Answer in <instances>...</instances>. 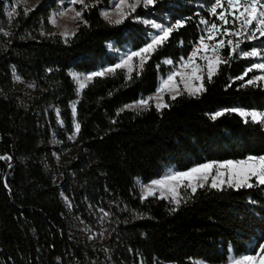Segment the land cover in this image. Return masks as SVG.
I'll return each mask as SVG.
<instances>
[{
  "label": "trees",
  "instance_id": "trees-1",
  "mask_svg": "<svg viewBox=\"0 0 264 264\" xmlns=\"http://www.w3.org/2000/svg\"><path fill=\"white\" fill-rule=\"evenodd\" d=\"M211 2L155 0L116 23L102 14L110 0H86L87 8L76 4L82 11L76 31L64 38L52 33L56 0H41L28 11L19 6L12 19L0 0V264H217L255 254L264 244V184L255 179L251 188L183 189L178 202L143 197L137 182H148L163 166L187 170L264 155V123L231 111H264V85L248 83L252 73H244L253 62L240 55L264 46V37L241 41L230 59L229 47H222L227 63L211 80L204 73L199 93L167 97V107L124 108L156 91L171 70L166 59L192 53L204 33L200 20L213 19ZM145 18L173 30L140 68L95 76L79 97L70 70L116 64L110 42L144 47L153 32ZM178 20L183 24L175 28ZM15 75L34 82L35 94L19 98ZM76 99L80 128L71 141ZM216 112L223 114L213 119ZM54 132L64 147L76 148L61 184L52 171ZM64 196L77 219L105 228L96 246L74 225Z\"/></svg>",
  "mask_w": 264,
  "mask_h": 264
},
{
  "label": "snow or ice",
  "instance_id": "snow-or-ice-1",
  "mask_svg": "<svg viewBox=\"0 0 264 264\" xmlns=\"http://www.w3.org/2000/svg\"><path fill=\"white\" fill-rule=\"evenodd\" d=\"M155 0H144L145 5L153 4ZM70 3L75 5L79 3L84 8H87L89 5L85 4V0H70ZM140 3V0H136L135 4L127 5L132 11L135 10L137 4ZM121 8L126 5V0H119ZM220 9L218 12L217 10ZM211 16L216 17L220 23L209 22L208 20L201 19L200 23L205 25L206 36H201L195 47V50L189 56L184 67L191 66V71L186 75L184 73L173 72L169 75L167 81H165L164 86H162L159 91L163 92L165 87H169L171 91L176 92V85L171 84L173 77L180 75L181 79L185 83V90L188 91L189 95H195L203 90V84L201 83L198 87L192 88L189 86V81L196 80L202 81L203 76L200 73L203 71L201 66L195 62L197 53L204 49L206 51L210 50L212 55H202L201 58L206 62V70L208 79L211 80L212 76L218 70V67L221 63H227V60L222 58L219 55V49L224 46L229 47L228 59L231 58L233 54L236 53L237 48L241 43L239 37L243 36L245 39H256V34L259 33V36L264 37V0H212L210 7L208 9ZM63 14V13H61ZM107 16V14H105ZM121 17L124 16V13L121 11ZM82 16V11H75V16L73 18H78ZM121 20H116V23H120ZM53 23L55 21L53 20ZM183 24L182 21H176L175 28L181 27ZM231 25V28L227 27ZM157 28H160L162 35H157L153 38L152 42L147 44L145 47L141 48L138 52H131L127 59L115 65L116 68L123 67L132 59V57H140L141 63L147 58L146 54L154 45L162 43L168 35L173 30V26L164 28L160 25H154ZM235 29V30H233ZM217 36H226L231 37L232 39L227 40L225 44L224 39L216 40ZM216 41L213 44L205 43V40ZM240 55L244 57L259 56L260 52L253 48L251 51H241ZM171 63V61H168ZM253 68L264 71V62L255 63L250 68H248L244 75L246 76L249 71H252ZM107 71H114V68H109ZM75 75V74H74ZM102 75V73H93L92 76ZM87 79H91V76H88ZM237 79H243V76L238 77ZM264 80V76H255L248 81V83H256L258 81ZM148 99H152L151 97ZM158 103L157 108H160L162 105L159 102L161 99L157 97ZM172 99H175V94L172 95ZM147 100L141 99L137 102L136 105H130L128 107H139L140 105H147ZM167 107L166 104L163 105ZM228 111V110H225ZM231 111L239 112L242 117L247 118L251 117L254 122H264V114L258 112H245L240 109H231ZM223 112H216L212 118L215 119L217 116L222 115ZM247 122V119L246 121ZM76 131H79V124L75 126ZM4 157H0L3 159ZM213 169H215V175H213ZM227 175L228 180L225 181L223 177ZM211 177L210 186L213 188H220L223 184L227 183L229 187L239 189L241 187L251 188L253 185L250 182L253 178L259 183L264 184V156L253 157L249 156L244 160L238 161H223V162H208L201 165H197L187 171L180 172L177 171L172 175L167 176L163 180H153L152 185L156 186H165L169 187V190L176 192V189L181 186V182L187 181L186 187L191 188L192 192L196 191L197 187H203L205 183L209 182ZM170 181H176V184H169ZM107 214V213H106ZM232 264H264V244L258 246V249L254 255H244L238 259L233 260Z\"/></svg>",
  "mask_w": 264,
  "mask_h": 264
},
{
  "label": "rangeland",
  "instance_id": "rangeland-1",
  "mask_svg": "<svg viewBox=\"0 0 264 264\" xmlns=\"http://www.w3.org/2000/svg\"><path fill=\"white\" fill-rule=\"evenodd\" d=\"M4 1L6 2L7 15H8L9 19H12L16 15L19 6H22L25 10L28 11V10L34 8L41 0H4ZM91 1L93 3L97 2V0H91ZM85 2H86V0H85ZM135 2H136V0H126V5L123 8H121V6L119 4V0H110L109 6L102 8V14L104 17H106L107 19H109L113 22H116V20H118V19L123 20L132 11L129 7H127V5L135 4ZM56 4H57V7L52 10L51 17H50L51 23L53 25L52 33H60L64 38H68V37L72 36L73 33L76 31L78 23L81 20V17L73 18L75 16V11H79V10L76 8V4L73 5L70 3V0H56ZM77 4H79V3H77ZM139 5L147 6V5H145L144 0H140V3L137 4L136 7ZM148 5H151V4H148ZM121 11L124 13L123 17H121V15H120ZM217 11L219 12L220 9H218ZM61 13H63V14H61ZM105 14H107V16ZM53 20L55 21V23H53ZM143 20L146 23H151V25L153 27V32L151 34V40L149 43L152 42V40L155 36L162 35L160 28H157L154 25H160L164 28H167L169 26H173V25H170L168 23H161L159 21L151 20V19H147V18H145ZM209 22L220 23L216 19V17H213V19ZM227 27L231 28V25H228ZM233 30H235V29H233ZM44 33L49 34L50 32L44 31ZM206 35H207V33L205 31V25H204L203 36H206ZM256 37H257L256 39L249 40V39H245L243 36H241V37H239V39H240V41H256V40L263 38V37L259 36V33L256 34ZM220 39H224L225 44H227V40L232 39V38L226 37V36H217L216 37L217 41ZM215 42L216 41H208L207 39L205 40V43H207V44H213ZM159 44H161V43H159ZM159 44L154 45V47L149 50V52L146 54L147 58L150 55V53H152V51ZM254 48L260 52V55L248 57V58L252 59V62H253L252 65L255 63L264 62V46H262V47L255 46ZM252 49H250L249 51H251ZM139 50H132L130 48H120V47L115 46V44L113 42H110L108 44V51L110 54L116 55L118 57V61L116 64H114V65L105 64V65H102L99 68H97L96 70L91 71V72H79V71H76L74 69H71L70 73L73 76V78L77 84L78 96L80 97L82 90L87 86V84L95 76H98V75L92 76L93 73L99 72V73H102V75H107V74L113 73L116 69H118L115 67V65L122 63V61L126 60L128 55L131 52H138ZM194 50H195V48H194ZM218 51H219V55H220V49ZM202 55H209L210 56V55H212V52L210 50L206 51L204 49H201V51L199 53H197V57L195 58V62L197 64H199L201 66V68L203 69V71L200 73V75H202L203 79H204V73L207 74V70H206V62L204 59L201 58ZM189 56L187 58H181L177 62L173 61L170 58L166 59L165 62L167 65L171 66V70L168 73L160 76L159 84H158L156 91L150 95H145V96L140 97L135 102L126 104L124 106V108L132 109L135 111H141V110L148 108L151 103H153L157 107V103H158L157 97L161 98L159 100V102L162 105L160 108H162V107H164L163 105L167 103V97H172V95H174V94H175V96H177L181 92L186 91L185 90V83L181 79L180 75L174 76L173 80L171 82V84L176 85V92L175 93L173 91H171L169 87H165L163 92H160L159 89L162 86H164L165 81H167L169 75H171L173 72L184 73L186 75L188 72L191 71L190 65L188 67H184ZM146 59L144 61H146ZM144 61H143V63H144ZM168 61H171V63H168ZM143 63H141L140 57L134 56V57H132V59L130 61H128L127 64H125L123 67H120V68H124L126 70L127 74L130 75L135 69L140 68ZM109 68H114V71H107V69H109ZM251 73H252V77L250 79H252L253 77L258 76V75L264 76V71H261L259 69H255V68H253ZM88 76H91V79H87ZM203 79H202V81H196V80L189 81V86L192 88H195V87H198L201 83L204 86ZM256 83H262L264 85V80L258 81ZM14 86H15V93L19 98H23L25 95H34L35 94V83L34 82H27V81L23 80L18 75H15V77H14ZM150 97L152 99H148ZM141 99H145L148 101L146 106L140 105L139 107H128L130 105H136L137 102L140 101ZM77 103H78V99H76L72 102V108L74 111V132L69 135L71 141H74L77 134H78V132L76 131V128H75L76 124H79L77 119H76ZM234 109H240V110H243V111L248 112V113L258 112V113L264 114V111H258L256 109H245V108H240V107H237ZM247 118L251 119L250 116H248ZM59 123L62 124V121L60 119H59ZM50 145L52 146V149H53L52 151H53L55 161H56V165L54 167H52L54 179H55V182L57 184H61V182L63 180V171L66 169L67 164L75 157L76 148L75 147H64V145L57 138L56 132H54V134H53ZM262 156H264V155H262ZM253 157H261V156H253ZM246 158L232 160V161L244 160ZM226 161H228V160H226ZM215 162H223V161H215ZM187 170H189V169H187ZM187 170H178L175 167L163 166L153 174V176L151 177V179L148 182H143L140 178H138L137 182L139 184L142 196L148 197L151 195H158L160 197L168 198L174 202L180 201L182 198L183 189L191 190V188L184 186L187 184V181L181 182V186L176 189L175 193L170 191L169 187L167 185L156 186V185H152L151 182L153 180H163L167 176L172 175L173 173H175L177 171L184 172ZM215 171L216 170L213 169V175H215ZM223 179L225 181H227L228 176L225 175L223 177ZM253 179H255V178H253ZM210 181H211V177L209 178V182L205 183L204 185H206V184L210 185ZM168 183L169 184H176L177 182L176 181H170ZM224 185H228V184L225 183L222 186H224ZM64 201H65L66 206L70 210V214L72 215V219L74 220V225L77 227V229H79V231L82 233L84 238L88 239L91 242V244L96 246L98 244V241L101 239L102 232H103V230H105V228L100 227V229H99L96 227V225H85V223L83 221H81L80 219H77L72 214L71 204H70L69 199L66 196H64ZM244 255H254V254L247 253V254H242V255H238V256L231 255L226 261H224L222 263H217V264H232L233 260L238 259ZM157 264H169V263L162 262V263H157ZM197 264H211V263L203 261V260H197Z\"/></svg>",
  "mask_w": 264,
  "mask_h": 264
}]
</instances>
